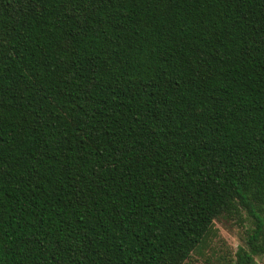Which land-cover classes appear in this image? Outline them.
<instances>
[{
	"label": "trees",
	"instance_id": "1",
	"mask_svg": "<svg viewBox=\"0 0 264 264\" xmlns=\"http://www.w3.org/2000/svg\"><path fill=\"white\" fill-rule=\"evenodd\" d=\"M264 255V0H0V264H184L214 221Z\"/></svg>",
	"mask_w": 264,
	"mask_h": 264
},
{
	"label": "rangeland",
	"instance_id": "2",
	"mask_svg": "<svg viewBox=\"0 0 264 264\" xmlns=\"http://www.w3.org/2000/svg\"><path fill=\"white\" fill-rule=\"evenodd\" d=\"M251 222L220 218L214 221V234L206 243L191 254L184 264H234L235 253L244 246L246 230ZM257 264H264V255L256 257Z\"/></svg>",
	"mask_w": 264,
	"mask_h": 264
}]
</instances>
